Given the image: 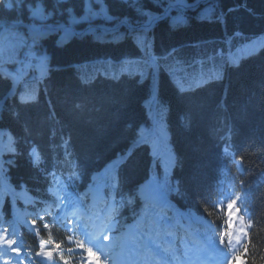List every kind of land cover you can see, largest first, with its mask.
I'll return each instance as SVG.
<instances>
[{
	"label": "trees",
	"instance_id": "16d2710c",
	"mask_svg": "<svg viewBox=\"0 0 264 264\" xmlns=\"http://www.w3.org/2000/svg\"><path fill=\"white\" fill-rule=\"evenodd\" d=\"M170 1L102 0L108 17L77 23L88 0H0V32L22 42L12 60L0 49V230L32 264H48L41 241L59 264H85L79 235L36 217L54 202V173L81 196L104 175L97 183L117 202L119 241L133 223L171 235L164 223L175 212L194 211L220 232L218 199L244 195L249 234L240 254L244 264H264V0H211L182 10L180 21L169 15L150 28L66 42L53 29L36 35L27 27H139ZM38 4L44 22L32 15ZM204 7L209 13L198 16ZM148 181L169 198L171 210L157 213L160 229L142 196ZM14 206L33 214L40 237L16 222Z\"/></svg>",
	"mask_w": 264,
	"mask_h": 264
},
{
	"label": "rangeland",
	"instance_id": "374dc122",
	"mask_svg": "<svg viewBox=\"0 0 264 264\" xmlns=\"http://www.w3.org/2000/svg\"><path fill=\"white\" fill-rule=\"evenodd\" d=\"M173 1H170L169 4ZM31 10H32L33 17L36 18L37 20L41 22H44L46 20L47 15L44 12V9L40 4H38L35 7H31ZM182 10L184 9L178 8L175 11H173V13L171 14V15H175V21H180L182 17H186V14H184ZM151 13L153 12L151 11L148 12V18ZM208 13H209V8L204 7V8H201L197 14L198 16L203 17L207 15ZM99 17H108L106 8L103 5L102 0H88L87 5H86L85 14L81 18L75 19L74 21L77 23H82L83 21H88L91 19L96 20ZM90 26H95V25H89L85 29H81V30L79 29L80 30L79 33L81 34L83 30H86L85 34L92 32V31H96V30H101L105 32L106 27H108L105 25H96L97 27H92L90 29ZM56 27L57 26H54L52 24H42V26L39 29L35 28V30L43 29L44 31L45 29L56 28ZM62 31L63 30L57 31V33L59 34V39L62 42L68 41L70 37H77L74 34H72L69 30H68L69 32L66 31L64 33H62ZM40 34L41 32L36 33V35H40ZM83 35L79 37H82ZM16 43H19L18 45L22 44L20 39L12 38V33H9L7 30H3L0 32V49L1 50L3 49L4 51L8 53V58L10 60H12V57H14V56L10 57L11 56L10 53L12 51H15ZM83 76L85 77L87 76V74L85 73L83 74ZM151 114L153 117H155L154 112H151ZM165 118L166 117L164 113L163 122H165ZM152 135L153 133L148 134L149 137ZM100 176L101 174L95 175L94 180H97ZM92 188L93 186L91 185L89 189L87 190L88 191L87 194L89 198L91 199L93 198V192L91 191ZM62 190H64V192H62ZM99 190L101 193L100 194L101 199H104V197H106L105 188L102 187ZM93 191H96V189H93ZM52 192L55 198V204L54 205L47 204L46 207H44L42 211L36 214V217L39 219H44L43 224L46 225L47 227L49 226L48 222H50V220L51 221L53 220L56 222L60 220V222H64V224L70 229H75V228L79 229L83 237H86L91 241V238L86 235V232H89V231L93 232L97 230L99 223L96 220V216L83 211V207H81L80 204H78V206H80V209L78 210L77 214L75 215L73 212L71 213L70 209L74 206L76 198H74L72 192L70 191V189L67 188L66 185L64 188H61V183H59V179L54 184ZM97 194L98 192L96 191V195ZM159 195H160V191H158V189L151 182H147L143 186L142 196L144 199H148L151 202L152 208L154 207L155 200H158ZM97 197H99V195H97ZM77 202L83 205V202L79 198H77ZM23 203L25 206L28 204L26 201H24ZM237 203L239 202L237 201ZM235 204L236 202L233 204V208H235ZM92 207L94 206L92 205ZM15 212H16V217L19 223L23 224V226L27 227L28 229H30V227L28 226H33L32 228H36V223L33 220L32 213H30L29 211H26V209H19V208H15ZM238 212H237L238 215L236 217V221L233 223H229L228 228H226L225 231H222V233L218 232L217 235L214 234V238L211 240L209 238V241L206 240L208 243L212 245V249L213 251H215V253L217 254L229 253L228 255L229 262L227 264H244L245 262V259L242 256V254H240V252L242 251L243 245L245 244V241L248 237L249 225H248V222L245 220V218L242 217L241 213H238ZM194 216L195 215L193 214L192 219H189L188 217L180 215V214L176 216L175 229H180V232L177 234L176 237L179 240V243H181L180 244L181 251L183 253H199L198 249H200L202 250V252H200L201 254L205 253L207 256V259L213 260L214 257L207 255L208 251L205 249L204 246H202L198 241H196L195 238L192 240L193 235L189 231V227H190V223L192 224V223H195L196 221ZM111 225L112 223L109 220L103 226L104 230L102 229L103 233L100 238L102 240L101 247H102L103 253L94 252L92 253V255H89V252H88L85 257L87 264H92L94 262L98 264H155L154 261H152L150 258L144 257L141 253L139 255L133 253V255L127 256V258L125 259V262H123L124 260L122 259H124V256L121 257L122 245L116 246L115 244L116 236L112 233V231L117 227V224L114 223V229H113V226ZM36 229L38 232L39 229L38 228ZM108 229L110 233H108ZM49 248H50L49 245H44V248L41 253V258L49 264L50 263L56 264L55 263L56 259H54L51 254L47 253V249ZM56 249H57L56 250L57 252L55 254L58 257H60L61 248L57 247ZM219 259H221L220 263H224V260L222 258H219ZM16 260L20 261V259H16Z\"/></svg>",
	"mask_w": 264,
	"mask_h": 264
},
{
	"label": "water",
	"instance_id": "95a60500",
	"mask_svg": "<svg viewBox=\"0 0 264 264\" xmlns=\"http://www.w3.org/2000/svg\"><path fill=\"white\" fill-rule=\"evenodd\" d=\"M187 5H168L166 10L161 13V14H158V13H155L157 15V17L155 19H153L152 21L148 22L145 24V25H142V26H139V27H135V26H132V25H129L127 22H121L120 24L116 25L115 27H106L105 29V32L107 34L109 33H113V32H116V31H119L124 25L129 27L131 30H137V29H143V28H150L152 27L153 25H155L157 22H159L160 20L166 18L167 16L171 15L173 11H175L177 8L179 9H184V10H196L198 9L199 7H201L202 5L204 4H207L210 0H196L195 2H189L188 0H185ZM1 25V24H0ZM17 26V24H15ZM92 27H97L96 25L95 26H90V29ZM64 29H68L72 34H74L75 36H81L83 34H85L86 30H83L81 32V34L79 33V28L75 25H59L57 26L56 28H53V30L55 32L59 31V30H64ZM43 29H40L39 31H37L38 33L39 32H42ZM37 153V152H36Z\"/></svg>",
	"mask_w": 264,
	"mask_h": 264
},
{
	"label": "bare ground",
	"instance_id": "6f19581e",
	"mask_svg": "<svg viewBox=\"0 0 264 264\" xmlns=\"http://www.w3.org/2000/svg\"><path fill=\"white\" fill-rule=\"evenodd\" d=\"M170 5H187V3H186V1L185 0H175V1H173V2H171L170 3ZM178 9V8H177ZM173 13V12H172ZM157 17V15L155 14V13H151L150 15H149V18H148V22H150V21H152L153 19H155ZM50 29H53V28H50ZM54 31V30H53ZM66 31H68V29H64L63 31H62V33H64V32H66ZM69 32V31H68ZM34 34H36V33H34ZM91 191L93 192V197L94 198H98L97 197V195H96V191H93V189H91ZM79 206L77 205V208H78ZM74 214H76V210L74 209ZM196 218V220L197 221H199V222H201V223H203V224H208L207 223V221L206 220H204V219H201V218H198V217H195ZM28 227H30V229H32L34 232H36L37 233V229L36 228H32L33 226H28ZM99 230H97L96 232H86V235L88 236V237H90L91 238V242L92 243H94V245L96 246V247H99V242L96 240V237H97V232H98ZM126 249V250H125ZM129 249H130V246H129V244H127L126 245V247L124 248V250H125V252L126 253H122V255H121V257H125V255L126 254H128L127 252H129ZM139 255V254H138ZM6 264H12V263H10V262H6ZM92 264H96V263H92ZM191 264H204L203 262H199V261H191Z\"/></svg>",
	"mask_w": 264,
	"mask_h": 264
},
{
	"label": "snow or ice",
	"instance_id": "6c2138e0",
	"mask_svg": "<svg viewBox=\"0 0 264 264\" xmlns=\"http://www.w3.org/2000/svg\"><path fill=\"white\" fill-rule=\"evenodd\" d=\"M30 156H31L34 164L39 163V155H38V153H36L35 149L32 150V152L30 153ZM229 208H231V205L229 206ZM89 255H92V253L89 252ZM17 264H19V262H17Z\"/></svg>",
	"mask_w": 264,
	"mask_h": 264
}]
</instances>
